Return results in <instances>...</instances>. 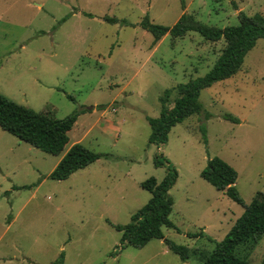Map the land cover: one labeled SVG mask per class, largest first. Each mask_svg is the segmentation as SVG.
<instances>
[{
    "label": "rangeland",
    "instance_id": "obj_1",
    "mask_svg": "<svg viewBox=\"0 0 264 264\" xmlns=\"http://www.w3.org/2000/svg\"><path fill=\"white\" fill-rule=\"evenodd\" d=\"M238 10L264 16V0H0V93L54 118L80 110L67 144L79 142L101 155L54 180L48 174L68 145L52 155L0 128V264H50L59 253L63 264H201L243 210L200 177L206 160L216 156L235 170L243 203L264 193V39L232 76L200 90L208 119L191 114L154 145L147 141L146 117L158 115V97L203 75L223 40L187 31L153 42L139 22L146 14L151 23L171 26L190 13L223 27L236 24ZM156 157L177 172L168 190V218L177 230L161 232L187 247L184 261L159 239L140 248L121 245V232L110 225L127 223L150 197L139 182L161 180L165 166H154ZM21 185L29 187L15 188ZM197 231L200 236H186ZM236 253L258 264L264 233L254 244H239Z\"/></svg>",
    "mask_w": 264,
    "mask_h": 264
},
{
    "label": "trees",
    "instance_id": "obj_2",
    "mask_svg": "<svg viewBox=\"0 0 264 264\" xmlns=\"http://www.w3.org/2000/svg\"><path fill=\"white\" fill-rule=\"evenodd\" d=\"M181 7H183V2ZM236 18V24L216 27L196 20L190 13H181L171 26L151 23L146 14L142 17L139 25L151 34L153 42L165 34L179 37L187 31L197 32L208 41L223 40L219 54L203 75L163 90L158 97L160 105L158 115L146 117L149 126L148 143L157 145L166 142L169 129L191 114L200 115L202 121L211 116L198 101L200 90L216 81L232 76L239 70L243 56L254 46L256 40L264 39V16L259 13L246 15L238 10ZM103 19L109 22L117 21L115 18L105 16ZM171 94L174 95L172 105L166 107L165 104ZM80 112V110H74L63 118H54L47 112L35 111L0 93V128L13 134L19 140L52 155L61 153L65 145H68L67 133ZM221 118L232 122L238 121L230 114H222ZM198 129L205 142L204 125L201 123ZM100 156L81 143L74 142L61 155L48 177L63 180L72 172L85 167ZM153 164L154 166L164 165L165 173L158 182L153 176L139 182V186L148 191L150 197L130 215L127 223L123 225L109 223L121 232L119 239L121 245L140 248L151 239H161L170 251L184 261L188 256L187 247L163 237L161 232L162 227L176 229L168 218L173 204L168 190L175 182L177 172L167 160L156 157ZM199 175L214 189L222 191L229 199L243 208L225 235L215 242L210 252L202 259L201 264H249L246 257L237 255L236 249L239 244L247 240H251V244H254L264 233V193L256 192L248 203H243L234 184L235 170L216 156L206 160ZM28 187V185L15 186V188ZM200 235V231L186 233L187 237ZM50 264H63L62 254L59 253ZM258 264H264V255Z\"/></svg>",
    "mask_w": 264,
    "mask_h": 264
},
{
    "label": "crops",
    "instance_id": "obj_3",
    "mask_svg": "<svg viewBox=\"0 0 264 264\" xmlns=\"http://www.w3.org/2000/svg\"><path fill=\"white\" fill-rule=\"evenodd\" d=\"M73 143H74V142H73ZM70 144H72V143H70ZM70 144L68 143V146H70ZM67 148H68V147H67ZM67 148H66V149H67ZM63 153H64V152H63ZM63 153H62V154H63ZM57 161H58V160H57ZM57 161H56V162H57ZM55 164H56V163H55ZM55 164H54V165H55ZM32 194H33V192L31 193V195H32ZM13 219H14V218H11L10 222H8L7 225H9ZM159 240L162 241L161 239H159ZM2 257H3V256H0V259H2ZM11 257H12V256H11ZM13 258H14V256H13Z\"/></svg>",
    "mask_w": 264,
    "mask_h": 264
}]
</instances>
